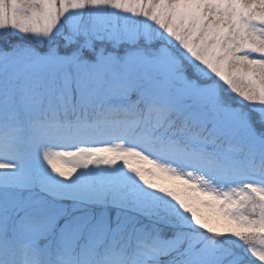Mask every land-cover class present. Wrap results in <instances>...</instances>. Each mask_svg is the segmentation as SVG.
<instances>
[{
    "label": "snow or ice",
    "instance_id": "snow-or-ice-1",
    "mask_svg": "<svg viewBox=\"0 0 264 264\" xmlns=\"http://www.w3.org/2000/svg\"><path fill=\"white\" fill-rule=\"evenodd\" d=\"M3 15L64 45L0 51V264H264V0Z\"/></svg>",
    "mask_w": 264,
    "mask_h": 264
},
{
    "label": "rangeland",
    "instance_id": "rangeland-1",
    "mask_svg": "<svg viewBox=\"0 0 264 264\" xmlns=\"http://www.w3.org/2000/svg\"><path fill=\"white\" fill-rule=\"evenodd\" d=\"M3 6L4 0H0V21H4L5 17L3 15ZM59 44L61 47L64 45V41L61 36L56 35L50 41L43 40L39 37H34L31 35H26L18 32L16 29L8 27V28H0V51H7V50H23V49H37L43 51L44 49ZM181 48L184 52H187V49H183V45ZM193 60H195V56L193 53H188ZM199 72L200 70L197 69ZM209 71H211L209 69ZM73 147L75 145H72ZM125 174L119 170V166H117L116 170H108V169H89L79 170L74 177L72 183L68 185L69 188H80V189H87L89 186L93 185L95 182L103 180L108 177H121ZM158 202L167 207L163 198H157ZM166 227H172L171 225H166ZM185 230H189L190 226L185 225ZM225 238H222V241Z\"/></svg>",
    "mask_w": 264,
    "mask_h": 264
}]
</instances>
